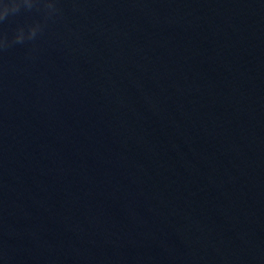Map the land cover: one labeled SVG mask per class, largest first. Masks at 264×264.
I'll list each match as a JSON object with an SVG mask.
<instances>
[{
  "label": "water",
  "instance_id": "1",
  "mask_svg": "<svg viewBox=\"0 0 264 264\" xmlns=\"http://www.w3.org/2000/svg\"><path fill=\"white\" fill-rule=\"evenodd\" d=\"M53 2L0 23V264H264V0Z\"/></svg>",
  "mask_w": 264,
  "mask_h": 264
},
{
  "label": "clouds",
  "instance_id": "2",
  "mask_svg": "<svg viewBox=\"0 0 264 264\" xmlns=\"http://www.w3.org/2000/svg\"><path fill=\"white\" fill-rule=\"evenodd\" d=\"M43 4L48 14L56 11L53 0H0V23L7 20L10 16L18 15L22 9L32 11L34 8L39 10ZM41 30V24L36 22L27 26V33L24 27H19L11 43H23L25 40H33ZM9 46L6 36L0 35V48Z\"/></svg>",
  "mask_w": 264,
  "mask_h": 264
}]
</instances>
